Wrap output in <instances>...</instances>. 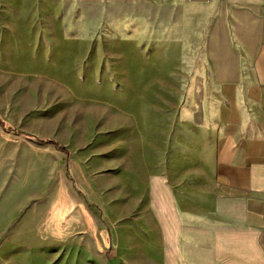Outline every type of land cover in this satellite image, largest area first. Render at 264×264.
I'll return each instance as SVG.
<instances>
[{
    "label": "rangeland",
    "instance_id": "rangeland-1",
    "mask_svg": "<svg viewBox=\"0 0 264 264\" xmlns=\"http://www.w3.org/2000/svg\"><path fill=\"white\" fill-rule=\"evenodd\" d=\"M178 19L167 6L0 0V119L16 130L0 124V264H162L140 253L143 220L157 229L146 179L208 191L204 93L212 128L226 110Z\"/></svg>",
    "mask_w": 264,
    "mask_h": 264
},
{
    "label": "crops",
    "instance_id": "crops-1",
    "mask_svg": "<svg viewBox=\"0 0 264 264\" xmlns=\"http://www.w3.org/2000/svg\"><path fill=\"white\" fill-rule=\"evenodd\" d=\"M58 1L72 9L172 8L186 45L195 41L192 50L202 55L208 83L226 99L221 124L212 128L216 109L203 96L205 120L196 141L204 144L208 191L188 186L176 194L165 173H149L148 211L157 229L141 223V256H158L162 264H264V0Z\"/></svg>",
    "mask_w": 264,
    "mask_h": 264
},
{
    "label": "trees",
    "instance_id": "trees-1",
    "mask_svg": "<svg viewBox=\"0 0 264 264\" xmlns=\"http://www.w3.org/2000/svg\"><path fill=\"white\" fill-rule=\"evenodd\" d=\"M0 124L4 128V130H6L8 132H15L16 131L13 126L8 124L7 122L2 121L1 119H0ZM28 137L31 140L38 141L40 144L49 145V146H52V147H54V148H56L62 152H66V150L61 146V144L55 140H51V139L39 140V139H36L34 136H28Z\"/></svg>",
    "mask_w": 264,
    "mask_h": 264
}]
</instances>
